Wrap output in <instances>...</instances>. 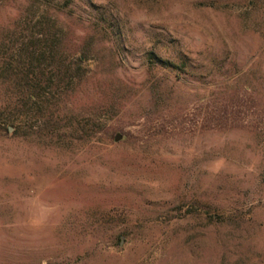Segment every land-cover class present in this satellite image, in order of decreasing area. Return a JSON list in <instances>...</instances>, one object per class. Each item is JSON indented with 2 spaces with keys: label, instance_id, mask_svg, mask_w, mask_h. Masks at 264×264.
I'll return each mask as SVG.
<instances>
[{
  "label": "rangeland",
  "instance_id": "374dc122",
  "mask_svg": "<svg viewBox=\"0 0 264 264\" xmlns=\"http://www.w3.org/2000/svg\"><path fill=\"white\" fill-rule=\"evenodd\" d=\"M44 35L82 76L0 128V264H264V0H0V61Z\"/></svg>",
  "mask_w": 264,
  "mask_h": 264
},
{
  "label": "trees",
  "instance_id": "16d2710c",
  "mask_svg": "<svg viewBox=\"0 0 264 264\" xmlns=\"http://www.w3.org/2000/svg\"><path fill=\"white\" fill-rule=\"evenodd\" d=\"M55 48L50 35L35 39L30 37L27 40H19L13 48L11 47L12 53L2 57L0 75L4 82L11 86L13 96L18 93L19 100L13 101L8 114L1 110L0 128L8 129L4 127L8 124L15 130L16 119L19 116H27L36 118V121L43 120L42 126L48 128L50 132L54 131V100L59 93H66L68 87L81 78L82 62L85 60L83 53L62 56ZM165 66L183 70L187 63L182 61L177 65L165 61ZM6 105L3 109H6ZM95 117L96 114L85 113L83 121H77L75 125L68 122L69 125L66 126L68 128L75 126L83 134L94 130L95 125L101 124L99 129L101 134L109 136L107 123H97Z\"/></svg>",
  "mask_w": 264,
  "mask_h": 264
},
{
  "label": "water",
  "instance_id": "95a60500",
  "mask_svg": "<svg viewBox=\"0 0 264 264\" xmlns=\"http://www.w3.org/2000/svg\"><path fill=\"white\" fill-rule=\"evenodd\" d=\"M9 129H11V127H9ZM122 137L121 133L117 132L114 136V140L118 141L120 138Z\"/></svg>",
  "mask_w": 264,
  "mask_h": 264
}]
</instances>
